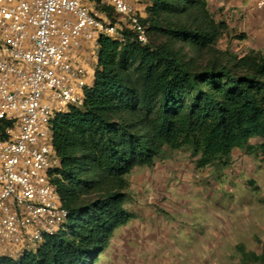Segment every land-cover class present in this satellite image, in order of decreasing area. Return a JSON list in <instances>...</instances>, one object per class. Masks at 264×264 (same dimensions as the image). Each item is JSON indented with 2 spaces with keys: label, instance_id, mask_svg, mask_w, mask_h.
<instances>
[{
  "label": "trees",
  "instance_id": "1",
  "mask_svg": "<svg viewBox=\"0 0 264 264\" xmlns=\"http://www.w3.org/2000/svg\"><path fill=\"white\" fill-rule=\"evenodd\" d=\"M146 13L147 43L129 30L122 43L101 37L83 106L52 120L61 158L53 181L67 229L19 259L0 256V264H97L135 217L125 206L130 173L166 148L189 147L199 167L228 165L235 149L264 159V141L251 142L264 139V52L219 48L230 28L209 0H149ZM10 124L0 120V131ZM237 249L240 264H264V242L261 252Z\"/></svg>",
  "mask_w": 264,
  "mask_h": 264
},
{
  "label": "built area",
  "instance_id": "2",
  "mask_svg": "<svg viewBox=\"0 0 264 264\" xmlns=\"http://www.w3.org/2000/svg\"><path fill=\"white\" fill-rule=\"evenodd\" d=\"M149 0H0V256L36 251L67 229L54 178L61 166L52 120L81 107L100 39L126 31L147 43ZM117 14L109 20L105 7ZM264 11V0H256Z\"/></svg>",
  "mask_w": 264,
  "mask_h": 264
},
{
  "label": "rangeland",
  "instance_id": "3",
  "mask_svg": "<svg viewBox=\"0 0 264 264\" xmlns=\"http://www.w3.org/2000/svg\"><path fill=\"white\" fill-rule=\"evenodd\" d=\"M228 1L237 0H209L216 18L231 23L217 46L244 53L250 44L233 35L258 24L234 17L236 5H229L228 13ZM104 13L111 21L117 18ZM197 160L189 147L166 148L153 165L133 169L125 206L135 217L115 231L97 264H240L239 243L262 251L263 157L235 149L228 165L199 167Z\"/></svg>",
  "mask_w": 264,
  "mask_h": 264
},
{
  "label": "crops",
  "instance_id": "4",
  "mask_svg": "<svg viewBox=\"0 0 264 264\" xmlns=\"http://www.w3.org/2000/svg\"><path fill=\"white\" fill-rule=\"evenodd\" d=\"M235 2V1H234ZM228 7L226 10L229 12V5H236L238 8L236 10L232 9V11L236 12L234 17L246 16L250 17L253 23H255L258 29H254V27H247L245 29L247 38L244 40H239L240 42H244L250 44L249 48L261 50L264 52V15L259 12L256 6V0H237L235 3L228 1ZM232 13V12H231ZM146 15V11L144 12ZM233 16V14H232ZM229 27L231 28V23L227 20ZM95 73V70H94ZM94 73H93V81H94ZM93 83V82H92Z\"/></svg>",
  "mask_w": 264,
  "mask_h": 264
}]
</instances>
